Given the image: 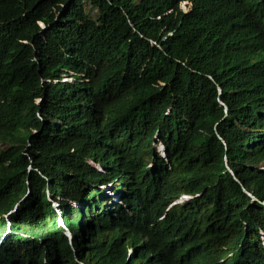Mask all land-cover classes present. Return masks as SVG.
Instances as JSON below:
<instances>
[{"label":"trees","instance_id":"16d2710c","mask_svg":"<svg viewBox=\"0 0 264 264\" xmlns=\"http://www.w3.org/2000/svg\"><path fill=\"white\" fill-rule=\"evenodd\" d=\"M0 145V264H264V0H0Z\"/></svg>","mask_w":264,"mask_h":264},{"label":"rangeland","instance_id":"374dc122","mask_svg":"<svg viewBox=\"0 0 264 264\" xmlns=\"http://www.w3.org/2000/svg\"><path fill=\"white\" fill-rule=\"evenodd\" d=\"M180 8H181L182 10L186 11L187 8H188V6H186L185 2H181V3H180ZM1 148H3L2 145H0V149H1ZM157 151H158V150H157ZM109 195H111V194L109 193Z\"/></svg>","mask_w":264,"mask_h":264},{"label":"clouds","instance_id":"9594fccd","mask_svg":"<svg viewBox=\"0 0 264 264\" xmlns=\"http://www.w3.org/2000/svg\"><path fill=\"white\" fill-rule=\"evenodd\" d=\"M161 149H158V151H160ZM162 155V154H161ZM184 198H186V196H181V198L180 199H184Z\"/></svg>","mask_w":264,"mask_h":264}]
</instances>
